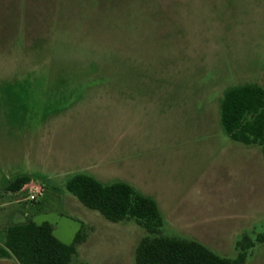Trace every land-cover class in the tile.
I'll use <instances>...</instances> for the list:
<instances>
[{"label":"rangeland","instance_id":"1","mask_svg":"<svg viewBox=\"0 0 264 264\" xmlns=\"http://www.w3.org/2000/svg\"><path fill=\"white\" fill-rule=\"evenodd\" d=\"M245 84L264 88V0H0V247L9 225L35 214L67 244L84 223L96 226L84 225L71 264H135L126 239L137 245L147 232L134 220H106L60 180L33 177L27 184L44 190L36 202L6 189L23 172L73 162L81 166L74 173L98 170L112 184L127 159L150 165L148 186L163 203L184 192L225 193L208 200L211 210L219 201L220 216L209 233L264 235L262 148L234 142L221 123L225 94ZM182 146L200 151L187 160L176 152ZM247 194L258 207L251 218L224 217ZM165 218L163 234L175 236ZM263 244L245 264H264ZM214 252L238 253L235 244Z\"/></svg>","mask_w":264,"mask_h":264},{"label":"trees","instance_id":"2","mask_svg":"<svg viewBox=\"0 0 264 264\" xmlns=\"http://www.w3.org/2000/svg\"><path fill=\"white\" fill-rule=\"evenodd\" d=\"M221 123L232 140L260 145L264 154V88L245 84L228 90L221 103ZM31 180L28 176L18 177L9 190L20 191ZM66 189L106 220H134L146 230L147 235L135 250V264H245L256 244L264 243V235L254 240L245 234L236 243L237 257H222L197 241L163 234L165 221L157 201L128 183L105 184L78 173L68 179ZM86 239L84 225L67 244L55 236L50 222L39 224L30 219L8 226L0 257H14L19 264H71Z\"/></svg>","mask_w":264,"mask_h":264},{"label":"crops","instance_id":"3","mask_svg":"<svg viewBox=\"0 0 264 264\" xmlns=\"http://www.w3.org/2000/svg\"><path fill=\"white\" fill-rule=\"evenodd\" d=\"M214 120L217 122L215 125H217L218 120L216 116L214 117ZM217 129L218 127L215 126ZM196 132H201L203 129L197 128ZM219 130V129H218ZM185 134L189 133L192 131V129H186L183 130ZM193 132V131H192ZM193 134V133H192ZM230 138V137H229ZM231 139V138H230ZM232 140V139H231ZM234 141V140H233ZM236 142V141H234ZM239 143V142H237ZM246 146H251V145H246ZM187 147V148H186ZM240 149V146H237ZM187 151V160L191 158V155L189 153L193 152H199L200 148L199 147H193L192 150L189 152V147L188 146H182L181 148H177L176 152L180 156L181 154H185ZM129 152V150H127ZM246 152L253 153L254 158L256 159L257 157V151L254 150V152H251L250 150H247ZM245 152V153H246ZM128 154V153H127ZM249 154V153H247ZM246 154V155H247ZM194 155V154H193ZM131 156V154H130ZM193 159V157H192ZM81 168L78 163L73 162V163H68L66 166L65 165H57L58 170H55L54 172H49L47 169L46 171H39L35 173H30L34 174L33 176L27 174V173H21L19 176H28L31 177L33 180V177L37 180H43L47 181L49 183L54 182L58 183L59 180L61 181V184L66 185L68 179L73 176V174H78L74 173L73 168L75 170L78 168ZM122 173H121V180L117 182H125L130 184L132 187H134L139 193L146 197L153 198L157 201L159 205L160 212L164 218L165 224L167 222V218H165L166 214L169 216V225L176 230V235L172 237H179L183 239H188V240H194L197 241L206 247L210 248L211 250L218 249L220 247H224V245H232L237 243L239 239H241V232L238 231V229H233L232 232L230 233L231 239H228V235L225 234L224 239L222 240L219 236V233L215 230L212 233H209V230H211V227L216 226L217 220L220 218L217 217V207H218V202L214 203V210H211L209 207L211 206V203L208 201L210 198H213L216 200L217 198H225V193L221 194L218 192H198V193H193V192H184L185 195L180 194H175L173 195V200H171L169 203L162 202L161 198L164 199V196L162 194H159L156 190L150 189L151 187L148 186V183H154L149 175L151 173L150 165L142 160H132L130 161L127 159L126 161L123 162L122 166ZM156 167V163H152L151 168ZM63 168H65L63 170ZM93 169V168H92ZM45 170V169H42ZM79 170V169H78ZM82 170V169H80ZM94 170V169H93ZM79 173H82L79 172ZM66 175V176H65ZM93 176L96 178L98 181L103 183V179L106 178L105 173H100L98 170L93 171ZM33 182V181H32ZM12 183V182H11ZM10 183V184H11ZM115 183V182H114ZM8 184L7 188L9 193H12L15 195H19L21 191H23V188L20 191L13 192L9 190ZM58 190V189H57ZM69 197V196H68ZM73 197V196H72ZM75 199V198H74ZM245 201L240 202V205L237 206L236 212L229 214V210L226 212V215L224 217L229 218L231 221L238 220L241 223L245 222L247 219L251 218L252 211H255L258 209L256 201H253L251 198V195L249 194L246 195L244 198ZM76 201V200H75ZM18 203V202H17ZM231 210V209H230ZM34 212V211H32ZM31 214V213H30ZM22 215V213L20 214ZM26 215V214H25ZM30 219L34 218L36 215L31 214ZM234 215V216H233ZM27 217V215H26ZM100 219V218H98ZM23 222V221H21ZM101 220H99V223ZM17 223H20L17 222ZM240 223V224H241ZM96 224V223H95ZM84 225H92L93 228H96V226L92 224H89L88 222L84 223ZM233 236V237H232ZM126 239V238H124ZM128 242H130V250L134 247L136 250V247L138 245H133V243L130 241V239H126ZM264 245V244H263ZM216 253V252H215Z\"/></svg>","mask_w":264,"mask_h":264},{"label":"built area","instance_id":"4","mask_svg":"<svg viewBox=\"0 0 264 264\" xmlns=\"http://www.w3.org/2000/svg\"><path fill=\"white\" fill-rule=\"evenodd\" d=\"M23 191H26L27 196L25 197V201L36 202L38 201L44 194V190L40 185H37L33 182L26 184L23 187Z\"/></svg>","mask_w":264,"mask_h":264}]
</instances>
